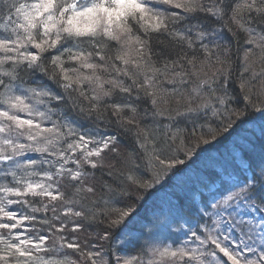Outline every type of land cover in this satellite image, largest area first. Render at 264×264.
<instances>
[{"label":"snow or ice","instance_id":"1","mask_svg":"<svg viewBox=\"0 0 264 264\" xmlns=\"http://www.w3.org/2000/svg\"><path fill=\"white\" fill-rule=\"evenodd\" d=\"M221 30L243 51V110ZM249 108L264 117V0H0V264H78L66 250L83 264H264V167L221 179L184 223L120 238L132 186Z\"/></svg>","mask_w":264,"mask_h":264},{"label":"trees","instance_id":"2","mask_svg":"<svg viewBox=\"0 0 264 264\" xmlns=\"http://www.w3.org/2000/svg\"><path fill=\"white\" fill-rule=\"evenodd\" d=\"M222 39L228 42L232 47L229 56L231 63V91L237 97V105L241 110L244 104L240 99L242 93L239 88L240 73L242 67L243 51L237 52L236 44L226 30H221ZM243 39L241 36L240 44L243 47ZM154 51H165L164 46L153 41ZM262 65L259 61L255 64L258 72ZM217 67H220L217 65ZM227 68V64L224 66ZM216 69H212L215 71ZM246 74L245 78H248ZM35 78L43 83L49 84L38 73ZM191 87V85H190ZM250 87L254 93L261 90V81L259 79L252 80ZM174 102V101H173ZM165 107L166 105H161ZM141 110L150 108L145 99L140 101ZM151 120L147 123L151 124ZM209 144H195L194 139H190L186 147H182L180 152L175 153V158L184 160V164L176 165L170 172L165 173L160 169L161 180L154 183L152 188L138 189L132 186L131 198H125L119 207H131L134 214L130 217L127 225V232L121 239L126 238L129 234L139 236L141 241L145 239L141 233H148L151 224L158 218L169 217L170 219L179 220L184 223L192 215V204L199 203L202 196L208 195L209 188H218L221 179L227 180L229 176L235 175H252L253 171L259 172L264 167V117L260 113L253 112L252 109L247 110V116L238 122L228 132H221L215 140H211ZM122 146L131 148V137L122 138ZM191 148L193 155L188 157L185 152ZM106 163H112L111 157H106ZM99 175V174H98ZM139 175L144 181H152L150 171L146 172L141 168ZM105 225L99 228L89 229L90 232H99ZM179 228L178 223H172L171 229ZM180 235L179 232L172 233L168 230L156 233V238L160 240L167 239L171 236L173 239ZM181 238H183L181 236ZM95 244H102L106 249L112 242L97 241L93 237ZM67 251V250H66ZM70 255V254H69ZM78 264H83L76 254ZM72 257V255H70Z\"/></svg>","mask_w":264,"mask_h":264},{"label":"rangeland","instance_id":"3","mask_svg":"<svg viewBox=\"0 0 264 264\" xmlns=\"http://www.w3.org/2000/svg\"><path fill=\"white\" fill-rule=\"evenodd\" d=\"M67 252L70 254V255H72V259H77V256H76V254L75 253H72L71 252V250H67Z\"/></svg>","mask_w":264,"mask_h":264}]
</instances>
